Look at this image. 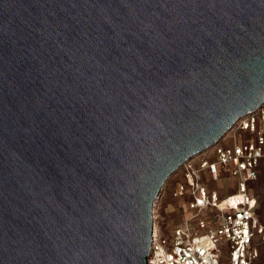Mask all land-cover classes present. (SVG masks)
Instances as JSON below:
<instances>
[{"label": "water", "instance_id": "1", "mask_svg": "<svg viewBox=\"0 0 264 264\" xmlns=\"http://www.w3.org/2000/svg\"><path fill=\"white\" fill-rule=\"evenodd\" d=\"M264 104V0H0V264H147L180 167Z\"/></svg>", "mask_w": 264, "mask_h": 264}, {"label": "built area", "instance_id": "2", "mask_svg": "<svg viewBox=\"0 0 264 264\" xmlns=\"http://www.w3.org/2000/svg\"><path fill=\"white\" fill-rule=\"evenodd\" d=\"M204 174L231 192L220 195L208 189L202 182ZM261 175L264 104L171 177L170 196L180 203V216L191 215L164 233L158 226L155 207L147 264H259L264 225L259 222L257 195L250 184ZM224 247L226 251H222Z\"/></svg>", "mask_w": 264, "mask_h": 264}, {"label": "rangeland", "instance_id": "3", "mask_svg": "<svg viewBox=\"0 0 264 264\" xmlns=\"http://www.w3.org/2000/svg\"><path fill=\"white\" fill-rule=\"evenodd\" d=\"M202 182L207 186L210 190H217L220 195H226L230 193L231 191H225L222 185L210 182L208 177L204 174L202 176ZM229 183H232V180L229 181ZM255 192L259 190L258 194L264 195V175L262 178H259L257 182H255ZM173 188V180H169V182L166 184L165 188L162 191L161 197L158 200L157 203V222L160 230L164 233L168 232L170 229L172 230L174 228V225L177 224L181 219L187 218L191 215V213H187L186 215L180 216V203L177 201H174L171 196L170 192ZM257 202H258V195H257ZM257 215L261 221L264 222V201L262 206H259V203H257ZM222 251H226V248L224 247ZM258 256H259V264H264V242L261 246L258 248ZM223 264H226L225 261Z\"/></svg>", "mask_w": 264, "mask_h": 264}, {"label": "crops", "instance_id": "4", "mask_svg": "<svg viewBox=\"0 0 264 264\" xmlns=\"http://www.w3.org/2000/svg\"><path fill=\"white\" fill-rule=\"evenodd\" d=\"M262 177H263V175H261V177H259V178H262ZM250 187L253 189L254 194L258 195V202L257 203H259V206H262L263 201H264V195L258 194L259 190H257V192H255V189H257L255 187V183L250 184ZM258 219H259V217H258ZM259 222H261L264 225V222L261 221V219H259Z\"/></svg>", "mask_w": 264, "mask_h": 264}, {"label": "bare ground", "instance_id": "5", "mask_svg": "<svg viewBox=\"0 0 264 264\" xmlns=\"http://www.w3.org/2000/svg\"><path fill=\"white\" fill-rule=\"evenodd\" d=\"M154 210H155V208H154ZM154 210H153V212H154ZM154 224V223H153ZM152 229H153V227H152Z\"/></svg>", "mask_w": 264, "mask_h": 264}]
</instances>
